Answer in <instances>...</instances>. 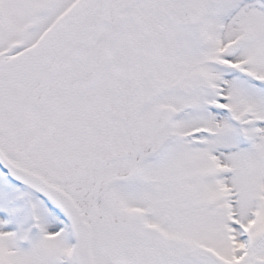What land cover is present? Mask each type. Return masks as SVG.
Masks as SVG:
<instances>
[{"label":"snow or ice","instance_id":"6c2138e0","mask_svg":"<svg viewBox=\"0 0 264 264\" xmlns=\"http://www.w3.org/2000/svg\"><path fill=\"white\" fill-rule=\"evenodd\" d=\"M0 264H264V0H0Z\"/></svg>","mask_w":264,"mask_h":264}]
</instances>
